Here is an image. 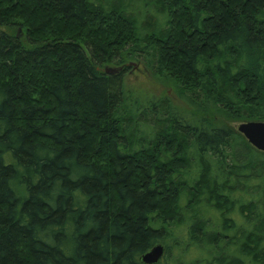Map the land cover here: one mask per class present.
<instances>
[{"label":"trees","instance_id":"16d2710c","mask_svg":"<svg viewBox=\"0 0 264 264\" xmlns=\"http://www.w3.org/2000/svg\"><path fill=\"white\" fill-rule=\"evenodd\" d=\"M128 61L192 114L129 91ZM244 120H264V0H0V264H145L156 243L161 264H264Z\"/></svg>","mask_w":264,"mask_h":264},{"label":"rangeland","instance_id":"374dc122","mask_svg":"<svg viewBox=\"0 0 264 264\" xmlns=\"http://www.w3.org/2000/svg\"><path fill=\"white\" fill-rule=\"evenodd\" d=\"M20 31H17L16 34H19ZM22 36V35H20ZM128 69L125 71L123 82L124 86L135 95L140 96L142 98H159L165 96L166 94L171 99L173 105L178 108V110L184 111L183 114H187L190 116L192 114V110L186 106L184 101L178 96V94L169 88V86L160 80L159 78L153 76L148 70H146L142 64L137 61H128ZM213 120H222L223 116L218 110H209L208 113ZM247 121V120H244ZM243 121H232L229 122L232 126L237 128L238 124ZM182 233V232H181ZM176 249H171L169 252L170 257H174L177 254ZM204 254L203 251L198 249H191L186 252L185 257L183 259L184 263L187 264L190 260L200 257ZM170 257H167V264H173ZM165 259L161 260L164 263Z\"/></svg>","mask_w":264,"mask_h":264},{"label":"water","instance_id":"95a60500","mask_svg":"<svg viewBox=\"0 0 264 264\" xmlns=\"http://www.w3.org/2000/svg\"><path fill=\"white\" fill-rule=\"evenodd\" d=\"M18 31H20V29ZM120 69L121 67H104L106 73H114ZM236 130L252 147L264 152V120H247L240 122ZM164 252V245L162 243H156L141 255L140 260L145 264H160Z\"/></svg>","mask_w":264,"mask_h":264},{"label":"flooded vegetation","instance_id":"af4514ba","mask_svg":"<svg viewBox=\"0 0 264 264\" xmlns=\"http://www.w3.org/2000/svg\"><path fill=\"white\" fill-rule=\"evenodd\" d=\"M160 264H161V262H160Z\"/></svg>","mask_w":264,"mask_h":264}]
</instances>
